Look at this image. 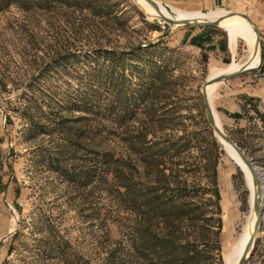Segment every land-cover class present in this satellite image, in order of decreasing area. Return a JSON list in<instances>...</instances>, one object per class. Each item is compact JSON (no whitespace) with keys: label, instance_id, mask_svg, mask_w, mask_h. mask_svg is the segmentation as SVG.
Instances as JSON below:
<instances>
[{"label":"rangeland","instance_id":"374dc122","mask_svg":"<svg viewBox=\"0 0 264 264\" xmlns=\"http://www.w3.org/2000/svg\"><path fill=\"white\" fill-rule=\"evenodd\" d=\"M220 8L264 34V0L202 12ZM157 16L136 0H0V264H160L137 252L132 181L186 203L177 264H227L252 199L202 88L233 55L207 58L184 25ZM237 48L240 62L248 49ZM254 163L264 177V157ZM163 227L154 220L150 233ZM259 232L246 264H264V218Z\"/></svg>","mask_w":264,"mask_h":264},{"label":"crops","instance_id":"0c3cea01","mask_svg":"<svg viewBox=\"0 0 264 264\" xmlns=\"http://www.w3.org/2000/svg\"><path fill=\"white\" fill-rule=\"evenodd\" d=\"M156 1L184 10L209 12L225 5L226 0ZM212 28L215 27L184 25L182 39L184 42H195L198 45L196 47L204 50L207 58L212 52L220 59L222 56H226L232 60L228 39L224 40L223 36L214 34L210 31ZM262 45L264 47V34L262 35ZM214 103L228 131L232 133L231 138L237 144L241 142L245 145L241 148L253 161H260L264 157V52L262 62L255 70L220 83ZM252 124H256V126H252ZM249 134H257L258 136ZM255 147H258L259 150L256 151Z\"/></svg>","mask_w":264,"mask_h":264},{"label":"bare ground","instance_id":"6f19581e","mask_svg":"<svg viewBox=\"0 0 264 264\" xmlns=\"http://www.w3.org/2000/svg\"><path fill=\"white\" fill-rule=\"evenodd\" d=\"M137 1L142 6L145 7L148 13H151L152 15H156L157 13L158 15L157 17H161L159 12L156 10V8L152 4H150L148 1L146 0H137ZM157 3L160 5V8L162 12H164V14H166L168 17H171L175 20L195 19V18L198 19L199 21H204V19H207L210 21H215L217 19L220 20V26L227 32V36L229 40V47L233 55V61L229 64H226L224 67L213 66L212 71L209 75V78H214V77H217L225 73H234V72L240 71L243 67H256V68L259 67L261 63V56H260V51L255 52L256 39H257L256 32L254 31L253 25L250 24L247 21V19H245L241 14L235 13L233 10H230L227 8L225 9L220 8L214 13H204L199 10L198 11H184L180 8H177L171 5L161 4L160 2H157ZM175 25L179 26L182 24H173V26ZM240 40L246 43L248 54L244 60L237 62L236 49H237L238 42ZM221 82L222 81H218V82H214L208 85L207 90H208V95L210 98V102L212 105L216 123L218 124V126H220L221 129L226 131L225 128L221 124L219 113L215 110V108L213 107V103H212V100L215 95V91L217 90ZM225 146H229L228 149H229L230 157L243 169L244 173L247 175L248 184H249V188L251 192V199H252L251 214H250L247 226L245 227L239 239L235 242V246H233V250L228 255L227 264H239V260L244 251V248L246 244L248 243V241L251 239L253 233L255 232L257 213L253 208V203H254V195L257 191V188H256V185H254L253 175L250 169L245 164V162L242 160V158L236 151L235 147L228 142H224V147ZM260 174H261V179L263 180L264 179L263 174L261 172ZM262 186H263L262 204L264 205V181L262 182ZM259 231L260 230L256 232V239H258L259 237V234H260ZM253 249L254 248H252V251Z\"/></svg>","mask_w":264,"mask_h":264},{"label":"trees","instance_id":"16d2710c","mask_svg":"<svg viewBox=\"0 0 264 264\" xmlns=\"http://www.w3.org/2000/svg\"><path fill=\"white\" fill-rule=\"evenodd\" d=\"M192 43L196 44L195 42ZM141 136L143 134L139 135V137ZM155 158L152 154L146 155V166L151 168L155 165ZM157 182L161 183V178H158ZM138 185V183L132 181L127 188L129 190L127 195L132 209L136 210L141 216L139 222L135 225L136 236L134 242L138 254L148 257L152 254L157 255L159 256L160 264L179 263V261L183 260L179 257V254L185 252L186 246L174 240L176 238L175 229L176 221L180 217L184 218L183 212L186 206L184 204L186 203L181 202L178 204L177 201L160 192L156 186L146 187L148 188L146 192L139 193ZM194 207L196 210L200 209L198 204H195ZM154 220L164 225V231L160 235L153 232L150 233ZM150 263L154 264L151 261Z\"/></svg>","mask_w":264,"mask_h":264},{"label":"water","instance_id":"95a60500","mask_svg":"<svg viewBox=\"0 0 264 264\" xmlns=\"http://www.w3.org/2000/svg\"><path fill=\"white\" fill-rule=\"evenodd\" d=\"M137 1V0H136ZM150 4H152L156 10L159 12L160 16L162 17L163 20H165L167 23L165 24L166 28H169L173 24H182V25H200V26H206V27H221L220 26V20L217 19L215 21H210L207 19H204V21H199L198 19H182V20H175L171 17H168L164 12H162L160 5L155 1V0H146ZM138 2V1H137ZM247 21L253 25L254 31L256 32L257 39H256V46H255V52L260 51V56H261V62H262V57H263V45H262V35L261 31L258 27V25L252 20V18L246 14L242 13L241 14ZM222 28V27H221ZM256 67H243L240 71L234 72V73H225L222 75H219L214 78H207L203 84L202 88V95H203V101H204V108L206 112L207 119L211 125V127L214 130L215 135L221 142V144L224 146V142H228L231 145H233L242 158V160L245 162V164L248 166L250 169L252 175H253V182L254 185H256L257 191L254 195V203H253V208L257 213V219H256V224H255V232L253 233L251 239L248 241L246 244L244 251L240 257L239 264H246L250 254L252 252V248H254L256 244V232L261 229L262 227V221L264 218V205L262 204L263 197H262V192H263V186H262V179H261V174L258 170V166L254 163L253 159H251L249 156L244 153L243 149L228 135L226 131L220 128L218 124L216 123L212 105L210 102V98L208 95V90L207 86L218 81H224L227 79H230L232 77L238 76L243 73H247L250 71L255 70ZM255 243V244H254Z\"/></svg>","mask_w":264,"mask_h":264}]
</instances>
